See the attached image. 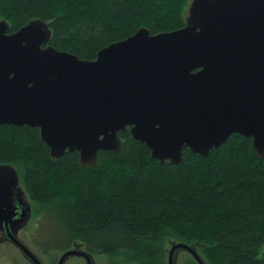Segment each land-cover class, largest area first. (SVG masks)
<instances>
[{"label":"water","instance_id":"water-1","mask_svg":"<svg viewBox=\"0 0 264 264\" xmlns=\"http://www.w3.org/2000/svg\"><path fill=\"white\" fill-rule=\"evenodd\" d=\"M8 30L0 19V124L38 127L53 158L77 151L80 164L93 167L98 150H117L127 130L160 162L178 163L184 147L206 155L234 132L264 157V0H191L182 27H140L92 60L48 45L42 19ZM24 198L16 168L0 163V228L15 233L28 221ZM11 236L31 264H42ZM179 250L208 264L183 241L171 243L167 264ZM68 255L92 264L78 247L58 264Z\"/></svg>","mask_w":264,"mask_h":264},{"label":"trees","instance_id":"trees-1","mask_svg":"<svg viewBox=\"0 0 264 264\" xmlns=\"http://www.w3.org/2000/svg\"><path fill=\"white\" fill-rule=\"evenodd\" d=\"M186 1L0 0V18L8 32L42 19L51 29L48 45L92 60L140 27L152 34L182 27ZM118 135L117 150H98L96 165L85 167L77 151L51 157L38 127L3 123L0 163L16 168L30 198L53 205L57 229L71 234L66 241L79 239L89 251L133 250L167 222L183 229V242L215 251L221 264H264V157L250 137L231 133L206 155L184 147L172 163L152 157L128 130ZM70 179L72 197L51 204Z\"/></svg>","mask_w":264,"mask_h":264},{"label":"rangeland","instance_id":"rangeland-1","mask_svg":"<svg viewBox=\"0 0 264 264\" xmlns=\"http://www.w3.org/2000/svg\"><path fill=\"white\" fill-rule=\"evenodd\" d=\"M191 0H187L183 8V16L186 22L188 16L189 6ZM36 19V18H34ZM28 22V21H27ZM26 22V23H27ZM25 23V24H26ZM9 24V23H8ZM24 25V24H23ZM50 28V26H49ZM51 30V29H50ZM21 174V172H19ZM22 175V174H21ZM19 184L25 191L22 180L19 178ZM76 183L73 179L67 180L57 187V192L51 204L58 205L57 201L61 199L71 198L75 190ZM25 196L31 205V216L29 221L18 232V239L27 245L34 253L43 259L45 264H57L59 257L63 250L75 246L76 243H81L82 247L85 245L79 239L66 241L71 235L67 231H59L58 225L54 222V216L47 203L42 204L29 197ZM56 202V203H54ZM38 218H42L41 227L36 229ZM21 227V226H20ZM181 232L183 229L176 227L167 222H162L160 226L154 229V232L147 238H139L135 240L133 248H123L113 253H101L98 251H90L94 256L95 264H167L168 251L173 241H183L181 239ZM190 243V241L188 242ZM67 244L66 248L63 245ZM207 246L199 244L198 252L213 264H221L222 258L215 252H208ZM86 249V248H85ZM87 250V249H86ZM0 264H31L28 262L20 250L13 244L2 242L0 243ZM65 264H85L84 260L76 255H71ZM175 264H197L194 258L184 250L176 252Z\"/></svg>","mask_w":264,"mask_h":264},{"label":"flooded vegetation","instance_id":"flooded-vegetation-1","mask_svg":"<svg viewBox=\"0 0 264 264\" xmlns=\"http://www.w3.org/2000/svg\"><path fill=\"white\" fill-rule=\"evenodd\" d=\"M24 201L26 202H28V200H26L25 198H24ZM22 203V204H25V206H26V204H28V203ZM29 205H30V203H29ZM23 207L24 206H20V207H18V214L21 216L22 214H23ZM27 208V207H26ZM31 211H32V209H31V205H30V216H31ZM19 216V217H20ZM29 219H30V217H29ZM29 219H28V221H29ZM39 220L37 221V227H36V229H38L39 227H41V221H43V220H41L42 218H38ZM27 221V222H28ZM27 222L26 223H24V224H22L21 225V227H19L16 231H15V233L13 232V230L11 229V227H9V226H3V227H1L0 228V243H4V242H7V243H10V244H13L14 246H16L14 243H13V241H11L10 240V237H11V239H12V236L11 235H14L15 237H17L18 238V232H19V230L22 228V227H24V225H26L27 224ZM17 247V246H16ZM76 247H78V248H80V249H82V250H85V251H87V252H89L90 253V255L92 256V264H95L94 263V256H93V254L89 251V250H86L84 247H82V245H81V243H76L75 244V246H73V247H69V248H67V249H65V250H63V252H62V254L66 251V250H68V249H72V248H76ZM21 252V251H20ZM62 254H61V256H62ZM60 256V257H61ZM71 255H68V256H66L64 259H63V264H65V262H66V260L70 257ZM76 256H78V255H76ZM59 257V258H60ZM78 257H80V258H82L83 260H84V262H85V264H88V262H87V260L83 257V256H78ZM25 258V257H24ZM26 259V258H25ZM40 259H41V261H42V264H45L44 262H43V259L40 257ZM27 260V259H26ZM59 260V259H58ZM28 261V260H27ZM29 262V261H28ZM57 264H58V262H57Z\"/></svg>","mask_w":264,"mask_h":264}]
</instances>
